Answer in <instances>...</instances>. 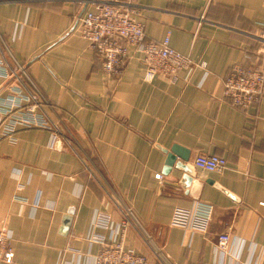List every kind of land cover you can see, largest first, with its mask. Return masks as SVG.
Segmentation results:
<instances>
[{
    "label": "crops",
    "instance_id": "obj_1",
    "mask_svg": "<svg viewBox=\"0 0 264 264\" xmlns=\"http://www.w3.org/2000/svg\"><path fill=\"white\" fill-rule=\"evenodd\" d=\"M88 1L0 0V59L25 69L59 131L52 147L54 133L40 128L19 126L14 143L0 141L11 264H93L102 249L90 238L97 213L110 218L97 233L148 264H220L213 240L221 232L230 234L222 264H264V98L236 110L223 96L233 64L264 66V0H123L139 10L145 41L169 33L171 48L206 64L148 83L134 48L119 77L105 78L80 34ZM8 85L0 76V99L11 98ZM174 146L200 188L168 181L182 172L162 175ZM199 154L224 157L226 169L196 168ZM195 202L214 208L209 239L171 225L175 208Z\"/></svg>",
    "mask_w": 264,
    "mask_h": 264
},
{
    "label": "built area",
    "instance_id": "obj_2",
    "mask_svg": "<svg viewBox=\"0 0 264 264\" xmlns=\"http://www.w3.org/2000/svg\"><path fill=\"white\" fill-rule=\"evenodd\" d=\"M89 8L85 9L79 18L81 37L89 42L95 55L101 61L102 72L107 80L119 77L126 60L129 48H134L141 54L144 67V82H151L156 76L175 77L180 71L205 69L204 62H194L189 57L170 47L169 33L160 43L144 40V26L137 20L139 10L136 5L123 0H89ZM261 41L264 45V24L262 25ZM0 59V76L7 80H16L19 90L8 85L10 99H0V141H16V129L40 128L54 133L50 146L56 142L58 128L43 113L50 106L47 98L42 95L29 79L25 69L20 65H6ZM10 87V88H9ZM13 93H15L13 95ZM223 96L228 104L243 110L253 106L264 98V66L254 67L243 63H235L229 69L223 81ZM194 166L198 169L221 173L227 167L224 157L218 155L199 154ZM160 180V175H156ZM22 186H17V191ZM214 208L205 202H195L189 208H175L171 216V225L203 234L209 239V227ZM124 229L130 220L131 212L122 210ZM109 217L97 213L92 224L90 238L102 246L94 256L93 264H148L145 255L125 249L121 241L107 243L103 235L97 233V228L109 227ZM13 235L6 225H0V264H11L14 261L12 247ZM230 244L228 232L219 233L213 240V246L220 257L227 252Z\"/></svg>",
    "mask_w": 264,
    "mask_h": 264
},
{
    "label": "water",
    "instance_id": "obj_3",
    "mask_svg": "<svg viewBox=\"0 0 264 264\" xmlns=\"http://www.w3.org/2000/svg\"><path fill=\"white\" fill-rule=\"evenodd\" d=\"M177 157L181 158V161H177ZM188 158L186 155L181 154L180 149L174 146L169 153L166 154V160L162 170V175L168 177L172 170L182 172L183 176L180 179L174 177H168V181L177 182L184 187L200 188L201 184L194 180L195 174L190 166L187 164Z\"/></svg>",
    "mask_w": 264,
    "mask_h": 264
}]
</instances>
